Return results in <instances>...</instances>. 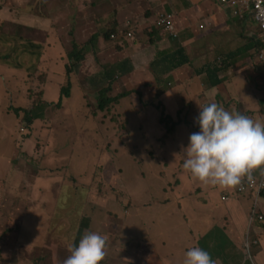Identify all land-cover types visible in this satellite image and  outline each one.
Listing matches in <instances>:
<instances>
[{
	"label": "rangeland",
	"instance_id": "1",
	"mask_svg": "<svg viewBox=\"0 0 264 264\" xmlns=\"http://www.w3.org/2000/svg\"><path fill=\"white\" fill-rule=\"evenodd\" d=\"M44 1L54 5L35 11L36 4L43 5L39 0H0L1 32L43 46L32 76H40L38 84L45 91L27 99L31 76L0 66V264H62L70 254L68 246L89 231L105 235L106 255L100 264H183L184 252L191 246L208 251L217 264H225L224 256L230 261L232 257L224 255L225 244L232 242L220 236L222 204H198L201 195L196 187L202 182L182 167L189 136L186 127L177 128L167 141L170 126L162 130L159 119H175L178 114L172 117L174 112L144 104L152 102L156 92L150 96L146 87L139 95L131 84L139 73L146 74L158 79L164 90L169 78L162 73L161 77L147 75L146 64L152 60L142 59L107 92L112 98L128 95L103 112L98 109L99 89L108 86L102 65L120 61L132 65L129 53L138 44L133 42L139 40L141 27L119 25L113 14L98 12L94 23L103 27L98 30L93 23V31L100 40L82 30L84 35L77 40L85 59L69 79L70 97L58 104L59 90L68 80L67 52L76 41L75 25L86 6L82 11L80 0ZM54 6L60 11L57 16L51 12ZM128 27L136 29L135 40L121 39L120 32ZM50 47L56 54H47ZM98 80L103 82L99 88ZM258 90L253 89L254 94ZM15 98L23 100L22 109L32 102L46 104L29 110L38 118L27 125L23 111L15 116L10 110ZM160 138L165 145H160ZM206 216L211 218L203 222ZM203 233L209 235L199 239ZM254 246L258 250L260 245L253 244L251 257L242 252L244 264H252Z\"/></svg>",
	"mask_w": 264,
	"mask_h": 264
},
{
	"label": "crops",
	"instance_id": "2",
	"mask_svg": "<svg viewBox=\"0 0 264 264\" xmlns=\"http://www.w3.org/2000/svg\"><path fill=\"white\" fill-rule=\"evenodd\" d=\"M80 3L83 4L82 11L85 6L86 8L83 16L78 17L74 29V34L75 32L79 34V38L83 37L82 30H85L86 36L92 34L93 40L95 38L100 40L98 37L100 34L93 31V23L100 11H103L104 15L113 14L115 22L116 19L120 22L119 25L125 23L128 26V24L135 23L141 27L139 40L136 37V41L133 42L138 44L135 45L133 53H129L134 69L139 65L138 61L142 59L153 62L155 56L162 52L169 53L184 47L190 60V66L183 65L166 75L169 79L164 90H161L158 85H152L153 88L149 87L148 92L150 96L155 92L161 93L160 99L165 100L163 104L166 110L174 112L172 117L184 111L182 112L183 118L180 116L178 129L184 125L188 134L198 131V126L194 123V118L199 111L198 106L209 102H216L226 110L247 115L254 121L264 123V70L253 61L250 48L256 25L246 18L249 17L248 15L240 17L234 15L233 7L240 8V6L232 5L230 0L228 4L220 0H80ZM51 5H54L52 1L46 6L47 10ZM77 10L81 11L79 7ZM238 11L240 12V9ZM51 12L56 16L60 14L55 6ZM159 12L174 15L175 34L155 32L154 27H149ZM110 20L111 23L114 22L112 18ZM85 22L86 24L81 26ZM94 25L98 30L103 27L96 26L95 23ZM135 30L132 28V40H135V36L138 35L134 36ZM115 39L118 40V37ZM47 54H56V50L50 47ZM222 61L229 62L230 67L219 74L224 84L215 89L209 85L205 74L198 75L197 72L205 70L207 63L213 66ZM192 65L195 66L194 72ZM147 68L149 64H146ZM149 73L147 75L153 77V74ZM139 75H137L138 80L131 84L142 91L152 83L153 79L148 78L146 74L143 77ZM253 89L259 90L254 94ZM222 98L224 102L221 101ZM134 107L136 108V104ZM139 107L143 108L141 104ZM262 174L264 170L258 167L242 179L247 176L259 177ZM212 185L202 182L196 187V192L201 195L200 198H196L197 202L205 207L218 206L219 202L222 204L225 215L219 220L222 228L220 236L224 238L227 236L232 242L225 244L228 252L224 255L232 257V261H229L223 255L225 264H244L242 252L245 254L243 241L249 230L248 214L252 206L250 196L248 194L237 195L235 186L212 187ZM259 209L264 215V196ZM208 218L211 217L206 216L201 219L203 222H208ZM250 233L251 239H257L254 240V244L260 245L258 250L255 246L253 247L254 262L252 261V264H264V230L254 225L250 228ZM208 235V233H203L199 239H204Z\"/></svg>",
	"mask_w": 264,
	"mask_h": 264
},
{
	"label": "clouds",
	"instance_id": "3",
	"mask_svg": "<svg viewBox=\"0 0 264 264\" xmlns=\"http://www.w3.org/2000/svg\"><path fill=\"white\" fill-rule=\"evenodd\" d=\"M220 1L228 4V0ZM232 1L230 0L232 5L240 6V8L232 6L235 9L234 15L240 17L245 12L250 13L240 4H233ZM162 13L173 16V30L168 32L175 34L174 15L167 12H159L156 15L153 22L155 32L166 31L156 25L157 19ZM254 22L258 25L255 19ZM200 27L203 28V26ZM120 33L121 38L133 39L132 30H124ZM111 38L114 39V35L111 34ZM253 39L258 41L256 33L252 37ZM258 52L255 56L251 55L256 64L259 63ZM18 73L23 74L22 72ZM220 73H217L218 79H221ZM163 75L166 76L168 73ZM222 82L224 84L223 80ZM146 103L151 102L146 101ZM198 108L194 123L199 130L188 136V143L183 149L182 167L201 182L222 187L235 186L237 195L248 194L250 196L252 206L248 214L249 230L244 236L243 247L244 252L251 257V247L255 243L254 240L257 239L250 238V228L257 225L264 230V215L259 209L264 196V174L259 177L247 176L243 179L242 177L250 175L251 171L258 167L264 170V123L254 121L247 115L226 110L216 102H209L198 106ZM143 109L144 107L141 110ZM179 115L180 112H178ZM68 251L70 254L62 261V264H100L106 255L105 235L94 231L86 232L78 243L68 246ZM251 260L253 261V258ZM183 264H217V262L205 249L191 246L184 252Z\"/></svg>",
	"mask_w": 264,
	"mask_h": 264
},
{
	"label": "trees",
	"instance_id": "4",
	"mask_svg": "<svg viewBox=\"0 0 264 264\" xmlns=\"http://www.w3.org/2000/svg\"><path fill=\"white\" fill-rule=\"evenodd\" d=\"M43 3V5L40 4H36L34 9L36 10H43L46 8L47 4L45 3V1L43 0H39ZM0 10H2V7L0 5ZM18 11L19 8L17 9ZM248 15L249 17L248 20L252 23V21L254 22V18L253 15L245 12L243 13V16ZM255 23V22H254ZM256 25V30L255 33L258 36V41L255 39L252 40L251 42V55H254L264 46V42L260 37V28L258 27V25L255 23ZM73 33V32H72ZM74 34V33H73ZM109 33L106 34V38L109 37ZM74 37L76 39V41H73L72 44V50L70 52H67V59L69 61V63H66V76H67V81L64 85V87H61V89L59 90V102L58 104L62 101L63 98H69L70 97V90L71 87L73 86L72 81L69 80L73 73L76 72V68H78L80 66V63L85 59V53L84 51L80 48L81 45L78 43L77 38H79V34H77L75 32ZM83 48V47H82ZM43 51V46L36 42V41H31L28 39H24L21 38L19 36L15 37V36H8L4 33L1 32V28H0V66L5 67V68H9L18 72H22L24 75H30L31 76V80H30V91H29V95L27 96V99H30V95L37 92L40 96L45 95V91H44V85L41 84V86L38 84L39 82V75L36 76H32L33 74H35L36 72V67L37 64L41 58V54ZM160 53L157 56H155V59L152 63H150L149 65V69L151 71V73L154 76H162L159 73H171L173 71H175L176 69H178L181 66H190V60L188 58V56L185 54V50L184 48H180L177 49L173 52H169V53ZM253 56V57H254ZM259 65H263L264 66V62H259L257 64ZM230 64L229 62L226 61H222L220 63H217L213 66H211L209 63H207L205 65V70L201 71V72H197L198 75L201 74H206L207 79L211 85V87H215L216 89H218V87L220 85L223 84L221 79L217 78V73L220 72H224L229 68ZM102 67L104 68V79L103 82L106 80L108 83V86L102 89H99L100 92L99 93V98H98V109L100 111H104L106 109V107H108L109 104H111L112 102H116L117 99H119L120 97H126L128 94L126 93H121L118 96L115 97H107V92L111 89V85L117 81L118 79H120L121 77H126V74H128L129 72H131L133 70V66L130 64H127L126 61L122 62H116V63H112V64H103ZM103 82H96V87H100L102 85ZM36 83V84H35ZM160 85V82L158 79L153 80V85ZM35 85H37V87H35ZM132 87H135V85H132ZM146 87H151L153 88V86L151 84H149ZM145 87V88H146ZM222 87V86H221ZM220 87V88H221ZM136 88V87H135ZM144 88V89H145ZM138 89V88H137ZM139 91V89L137 90V93L139 95H142L143 91ZM134 91L131 90L130 93ZM10 96L11 93L9 92ZM161 97V93L157 92L155 94L154 100L151 103H147L146 105H150L151 107H154L156 111L158 110H166L164 104H162V101L160 99ZM157 100L159 101L161 105H155L154 101ZM23 100L19 99V98H15V99H11L12 102V106L10 108V110L14 113L15 116H18L22 111L24 112V119H26L27 121V125L31 124L33 119H37V115L36 114H31V112L29 111L30 109L34 108V107H39L42 104H46L45 101H41L39 103H35L32 102L29 106V108L27 109H22L19 107V102H21ZM48 103V102H47ZM50 104V103H49ZM145 104V103H144ZM145 109V108H144ZM143 109V110H144ZM142 110V111H143ZM18 114V115H17ZM22 114V113H21ZM120 117L124 120L126 118V116L123 113H120ZM176 119H172L170 116H161L159 119V123H160V127L162 130H165L169 127V129H167V133L168 135L166 136V140L168 138L169 135H174L176 129L178 128V124H176ZM124 122H126V120H124ZM126 129V128H124ZM166 140H164L163 138H160V142H161V146L165 145ZM116 207L115 205L113 206V208ZM130 240V238H129ZM35 264V262H34Z\"/></svg>",
	"mask_w": 264,
	"mask_h": 264
},
{
	"label": "built area",
	"instance_id": "5",
	"mask_svg": "<svg viewBox=\"0 0 264 264\" xmlns=\"http://www.w3.org/2000/svg\"><path fill=\"white\" fill-rule=\"evenodd\" d=\"M226 2V0H223ZM233 4H240L245 10L253 14L255 21L260 28V37L264 42V0H233ZM157 27L163 30H173V16L171 14L162 13L157 19ZM130 36V34H128ZM257 60L264 62V46L257 54Z\"/></svg>",
	"mask_w": 264,
	"mask_h": 264
}]
</instances>
